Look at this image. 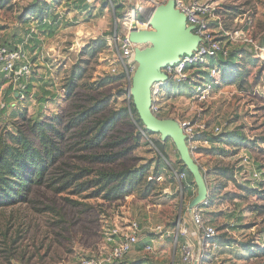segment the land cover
<instances>
[{
  "label": "rangeland",
  "instance_id": "1",
  "mask_svg": "<svg viewBox=\"0 0 264 264\" xmlns=\"http://www.w3.org/2000/svg\"><path fill=\"white\" fill-rule=\"evenodd\" d=\"M4 1L7 0H0V6ZM32 1L10 0L0 7V46L25 51L33 68L32 79H29L33 86L31 95H25V99L17 100L19 97L13 95L19 92L18 84L0 76V137L15 135L18 129L30 135L22 121L23 115L33 120L60 117L68 122L102 100L108 107L95 119L121 109L129 110V115L104 143L112 148L80 151L83 139L79 132L83 131V126L67 134L64 142L58 141L66 153L51 176L84 169L91 170L93 175L83 180V192L76 193L72 188L58 193V186L33 187L26 203L1 209L0 264L103 261L117 243L108 240L112 232L118 228L123 235L134 221L141 223L143 233L139 244L120 262L180 264L182 240L176 242L175 235L159 240L154 234L149 235L150 229L162 225L175 232L177 224L183 220L191 227L188 208L194 197L189 198V191L181 196L180 184L173 177L175 168L183 169L178 163L180 155L174 142L146 133L145 127L137 121L138 114L132 113L130 82L123 65L121 68L115 63L118 55L115 36L122 34V28H116L117 17L110 1L93 2L91 11L84 15L90 0H55L43 21L29 11ZM46 1L51 3V0ZM217 1L226 10V29L237 28L231 24V16H249L254 22L252 38L264 47V0ZM49 23L52 30L46 27ZM99 40L106 41L107 47L91 56L88 50L94 48L92 42ZM234 49L252 52L242 45ZM253 55L246 54V60L241 56L246 75L241 87L238 80L235 85H223L220 70L221 86L205 103L192 98L189 86L173 82L168 83L167 97L163 98L167 118L192 120L197 116L213 126L228 124L223 133L234 132V136L239 133L247 140V145L240 147L216 144L218 155L210 149L201 160L210 172L211 205L205 212L219 231L203 264H264V256L250 257L245 251V246L255 251L264 249V194L258 193L264 192V56ZM253 60H257L254 65ZM117 67L118 71L112 73ZM74 72L82 75L80 87L68 98L64 86ZM92 153L126 155L107 165L90 164L81 157ZM245 156L252 159L250 165L244 163ZM148 164L151 166L149 175L154 176L158 166L163 174V180L156 178L152 188L143 186L115 203L96 196L95 181L102 171L117 173ZM225 169L233 170L234 176L230 173L222 176ZM254 170L263 174L261 181L255 182L249 176ZM192 179L193 176H189L188 182ZM245 185H251L253 191ZM195 187L197 197L199 190L197 185ZM233 224L235 229L232 230ZM121 234L117 238L122 239ZM148 244L153 246L151 251L145 249Z\"/></svg>",
  "mask_w": 264,
  "mask_h": 264
},
{
  "label": "built area",
  "instance_id": "2",
  "mask_svg": "<svg viewBox=\"0 0 264 264\" xmlns=\"http://www.w3.org/2000/svg\"><path fill=\"white\" fill-rule=\"evenodd\" d=\"M95 1L97 0L89 1L88 8L83 12L84 15L91 11L93 8L92 4ZM109 1L115 10L113 0ZM171 1L174 3L175 9L185 16L187 26L193 28V33L200 38V42L191 55H182L178 64L173 67L168 66L163 72L168 76L169 83L191 85L194 88L192 98L195 101L205 103L220 85V81L218 80L220 69L216 65L210 67L211 59H216L219 56L227 58L230 55L231 49L238 45L250 48L257 57L264 56V47L258 44L251 35L254 28L253 19L243 14L231 16L230 22L231 24H235L237 28L233 30L226 29V10L222 8L221 2L217 0H124L121 2L124 11L123 17L116 19L118 26L122 28V34L115 36L118 50L115 63L120 65L121 68V64L123 65V70L129 82L138 67L135 61L136 51H143L150 47L149 43L133 42L131 34L134 32L152 31V12ZM118 69L119 67L113 68L112 73L115 74ZM203 70L208 72V79L201 75V71ZM32 73L33 68L30 63V57L25 51L0 46V74L4 80L12 82L14 85L18 84L19 86L20 79H30ZM167 85L168 83H155L152 86L151 111L156 117L172 119L178 123L185 136L188 151L199 166L206 183L207 197L200 204L196 206L191 205L188 208L193 230L189 226V223L183 220L177 224L175 232H171L162 225H157L150 229V234H154L159 240H167L175 235L176 242L180 239L182 240L179 248V263L203 264L212 246H214L213 242L218 237L219 231L205 212L211 205L210 172L201 163V160L207 150L216 146L208 137L211 135H221L229 125L213 126L202 119H198L197 116L192 120H180L169 116L167 118L164 104L162 105L163 98L167 97ZM17 96L25 99V94L23 93L17 92ZM163 114L165 116H162ZM251 162L252 159L245 156L244 163L250 165ZM249 176L258 182L262 180L263 174L254 170L249 172ZM173 177L180 184L179 190L181 196L184 195V192L189 191L192 193L191 197H194L192 199L194 202L196 199V185L188 182V171L175 170ZM160 179L163 180L162 177ZM231 227L233 228L234 224ZM126 229L123 235L118 228L112 232L108 240L110 242L117 241V243H115L110 256L103 261L85 259L81 264H109L124 259L139 244L140 236L143 233L141 223L136 221L130 222ZM120 234L122 235V239L117 238ZM195 235L199 237L197 242L194 240ZM152 248L153 246L150 244L145 246L147 251H151Z\"/></svg>",
  "mask_w": 264,
  "mask_h": 264
},
{
  "label": "trees",
  "instance_id": "3",
  "mask_svg": "<svg viewBox=\"0 0 264 264\" xmlns=\"http://www.w3.org/2000/svg\"><path fill=\"white\" fill-rule=\"evenodd\" d=\"M9 1L10 0L4 1L0 7H2L4 4H8ZM122 1L124 0H113L117 18L120 17L121 12L123 11V6L121 5ZM54 2L55 0H51V3L49 4V2L46 0H33L32 4L29 6V11H31L34 16L41 18L43 21L45 20V16H49V11L52 8V3ZM46 27L52 30L53 26L49 23L46 24ZM3 46L7 47L6 45ZM92 46L94 48L92 50H88L91 56L95 55L98 51L104 50L107 47V42L104 40L94 41L92 42ZM234 47L231 49L230 55L227 58L219 56L216 59H211L210 67L216 65L221 70V72H223V85H235L237 84L238 80L240 81L239 86L241 87L246 79L244 65L242 66L243 63H241V56L244 55L243 59L246 60L247 56L245 57V55L248 54V56L252 55V57H254V52H247V49L245 51L243 50L244 52H240V50L238 51L234 49ZM251 63L254 65L257 63V60H253ZM201 75L208 79L207 71H201ZM0 76L2 75L0 74ZM81 78L82 75L76 74L74 72L67 80V83L64 87L66 89V95L68 98H71L80 87L79 83ZM30 79H32V77ZM29 81L30 80L27 78H21L19 82L18 91L25 94L26 96L31 95L30 91L33 87ZM186 85L189 86V91L192 96V86L189 84ZM15 93L13 95H15ZM37 95L39 97V94ZM19 99L20 97L17 100ZM107 107L108 106L105 101H99L93 104V106L84 109L77 115L76 118L71 119L68 122L60 117L52 118L50 120H33L27 119L26 116L23 115L22 121L24 122L27 131L30 132V135L26 131L18 129V132L15 135L10 134L8 137L1 136L0 210L6 207L26 203L28 201V195L31 193L33 187L48 186L50 188H54L58 186V188H56L58 193L69 191L72 188H74L76 193L85 191V188H83V180L86 177L93 175L91 170L84 169L73 172H60L56 176H51L52 171L54 168H57V166L60 165L61 159L65 157L66 153V151L60 146L59 142H64L67 134L83 126V131L79 132V136L83 139V146L80 151L90 152L98 150L104 146L112 148V146L109 144L104 143H106L108 140L110 133H114L119 124H121L122 121L128 117L129 110L121 109L118 112H113L108 116H103L101 119L94 118L96 115L105 112ZM132 107V113L137 115L135 107ZM92 118L95 120L90 123L89 120ZM137 121L141 126H143L138 116ZM146 133L150 135H156L147 130ZM233 133L234 132H225L219 136L211 135L208 138L212 143L218 145H232L233 147L247 145L246 138H244L239 133H236L234 136ZM238 140L239 142H237ZM120 144H122V142ZM114 147H116V145H114L113 148ZM217 151L218 148H212V153H214V155L217 154ZM208 152L210 153L211 151ZM125 155L126 153H92L85 154L81 157L90 164L107 165L116 163ZM178 163L183 169L178 170L175 168V170L185 171L184 169H187L180 158ZM158 167L155 168V171L153 172L154 176L149 175V168H151L149 164L141 168L126 169L117 173L102 171L99 173V176H97L98 180L95 181V187L97 186L98 188L96 196H102V199L106 202L115 203L123 200L124 197L133 195L139 188H142L143 186H146L148 189H150L154 186V181L156 178H163V174L159 170L160 167ZM228 173L231 174V177L234 176L233 170L228 169L222 171V176L225 177L228 175ZM188 176H191L189 172ZM189 183L195 185L194 179H192V181ZM244 187L249 191H253L251 185H245ZM258 193L264 194L262 191ZM191 195L192 193L190 192L189 197H191ZM262 199L264 200V196H262ZM231 229L233 230L235 227ZM245 251L249 253L250 257L264 256V249H258V251H255L250 246H245ZM120 261L121 260L109 264H143L140 262L131 263L129 261Z\"/></svg>",
  "mask_w": 264,
  "mask_h": 264
},
{
  "label": "water",
  "instance_id": "4",
  "mask_svg": "<svg viewBox=\"0 0 264 264\" xmlns=\"http://www.w3.org/2000/svg\"><path fill=\"white\" fill-rule=\"evenodd\" d=\"M152 13L153 30L131 34L133 42L149 43L150 47L135 53L138 67L129 83L130 94L145 129L160 135L164 141L171 139L176 145L182 162L193 176L199 190L192 203V206H196L207 197L206 183L199 166L188 151L185 136L178 123L172 119H161L152 113L151 88L155 83L170 82L163 70L178 64L182 55H191L200 38L193 33L192 27L187 26L185 16L175 9L172 1ZM116 28L118 29V24Z\"/></svg>",
  "mask_w": 264,
  "mask_h": 264
},
{
  "label": "crops",
  "instance_id": "5",
  "mask_svg": "<svg viewBox=\"0 0 264 264\" xmlns=\"http://www.w3.org/2000/svg\"><path fill=\"white\" fill-rule=\"evenodd\" d=\"M16 96H17V93L15 94ZM18 97V96H17ZM167 190V189H166ZM190 225V224H189ZM193 228V226H192V223H191V229ZM193 230V229H192ZM149 235H151V234H149ZM194 240H195V242H197L198 240H199V237L198 236H194Z\"/></svg>",
  "mask_w": 264,
  "mask_h": 264
}]
</instances>
